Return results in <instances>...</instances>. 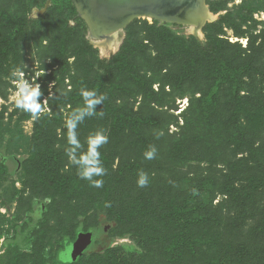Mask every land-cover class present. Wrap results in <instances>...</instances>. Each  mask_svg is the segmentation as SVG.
I'll list each match as a JSON object with an SVG mask.
<instances>
[{
	"label": "trees",
	"instance_id": "16d2710c",
	"mask_svg": "<svg viewBox=\"0 0 264 264\" xmlns=\"http://www.w3.org/2000/svg\"><path fill=\"white\" fill-rule=\"evenodd\" d=\"M46 2L35 0L32 7L45 8ZM52 4L42 20L49 24L52 10L67 12L68 39L80 30L91 48L85 38L88 27L72 0H65V11L61 2L52 0ZM227 5V1L210 4L214 14H226L205 26V42L193 35H177L175 25L136 20L113 58L98 59L96 68L104 73L96 72L92 92L104 95L99 118L112 122L114 138L107 137L105 146L95 151L103 169L110 162L117 163L116 169L98 188L94 200L98 211L91 223L76 225L40 264L48 260L84 264L86 254L72 262L65 255L66 246L80 233L97 229L100 212L112 223L111 234L132 236L145 252L134 264H264V28L258 30L260 23L254 18L264 13V0H245L233 11ZM70 19L76 20L75 26L68 25ZM28 21L23 20L12 34L14 40L26 33ZM136 25L141 27L134 32ZM225 29L232 30L235 38H247L248 45L222 38ZM83 79L77 81L78 89ZM155 85L161 91L168 86L183 93L191 88L194 97L200 95L191 100V115L183 125L175 118L177 133L169 132L173 121L156 109L164 102ZM140 95L138 110L126 106L127 100ZM24 117L33 116L27 112ZM153 148L155 155L148 158ZM76 163L78 189L90 182L78 175L89 167L87 156ZM59 164L60 155L52 154L45 173H55L52 181L61 182L67 191L71 181L60 176ZM0 168L7 176V167L0 164ZM142 178L147 181L143 187L138 184ZM36 227L19 228V242L10 244L0 264H12L35 243L47 256ZM119 252L115 248L97 255L94 264H127Z\"/></svg>",
	"mask_w": 264,
	"mask_h": 264
},
{
	"label": "rangeland",
	"instance_id": "374dc122",
	"mask_svg": "<svg viewBox=\"0 0 264 264\" xmlns=\"http://www.w3.org/2000/svg\"><path fill=\"white\" fill-rule=\"evenodd\" d=\"M221 1H227V10L233 11L245 0H208L207 5L211 10L210 4ZM34 2L35 0H0V164L7 167V176H3L0 170V256L7 251L10 244L19 242V235L16 234L19 228L37 226V236L43 240L41 244L47 247L48 257L45 253H40V248L35 243L32 244L33 247L24 248L19 254V259L12 264H40L42 259L51 257L49 252L55 253L59 245L64 243L65 235L72 232L76 225H82L86 220L91 223L95 211H98L94 207V200L100 193V187H94L91 182H84L76 189V161L87 156L88 164L92 158L89 156L90 138L98 134L114 138L112 122L105 118L100 121L99 118L105 106L101 92L96 97H103L102 102L95 105L98 108L93 110V115L84 111L81 118L75 121L74 129L68 124L75 119L76 112L79 114L81 110L86 109L81 92L95 90L96 72L104 73V70L98 71L96 68V65L99 66L98 59L110 60L113 58L110 55L113 49L105 54L96 48L89 31L85 38L92 49L83 42L80 30H75L73 38L68 39L67 12L57 13L52 10L48 17L51 22L48 24L42 17L48 14L53 5L52 0H47L45 7L50 6L46 11L45 8L32 7ZM57 2H61V8L65 11V0ZM224 14L226 11L214 14L216 21ZM26 18L28 22L39 19L28 23L26 33L14 40L12 34H15ZM254 18L260 23L258 30H262L264 13H256ZM148 21L154 24V21ZM68 25L75 26L76 20L70 19ZM139 27L141 26H134V32ZM173 30L179 36L195 35L191 34L188 27L175 25ZM225 30L227 35L222 38L233 43L239 42L244 47L248 45L247 38H235L232 30ZM129 33L128 28L120 33V47L122 40ZM199 38L200 42L206 41L204 30L203 37ZM82 77L84 79L78 89L77 81ZM24 81L30 87L39 86L38 102L41 103V111L36 118L26 119L24 116L28 111L17 107L19 85ZM154 89L160 91L159 100L163 98L164 102V107L156 106V109L173 121L168 127L169 132L177 133L175 118L183 125V121L191 115V100L200 95L194 97L191 88H188L186 93L173 91L168 86L164 91H161L159 85H155ZM106 97L105 99L111 102V99ZM142 100L143 95H140L137 100H127L126 106L136 111ZM117 102L121 104L118 100ZM76 103L82 105H77L76 108ZM128 130L132 131V128L128 127ZM100 145L96 149H100ZM52 154L60 155L57 168L60 176L71 181V187L67 191L62 190L61 182L52 181V177H56L55 173H45V164ZM116 164L110 162L103 175L94 174L92 180L102 181L104 185L115 171ZM88 166L92 167V164ZM67 184L69 186V182H66ZM104 217V213L100 212V226L87 232L92 234V241L84 253L87 256L84 264H94L95 256L115 248H119L117 255L127 264H134L137 257L143 259L145 252L137 240L130 235L120 237L111 234L113 225ZM153 259L149 257L150 262ZM47 264H51L49 260Z\"/></svg>",
	"mask_w": 264,
	"mask_h": 264
},
{
	"label": "water",
	"instance_id": "95a60500",
	"mask_svg": "<svg viewBox=\"0 0 264 264\" xmlns=\"http://www.w3.org/2000/svg\"><path fill=\"white\" fill-rule=\"evenodd\" d=\"M205 1L207 4L208 0ZM72 2L78 16L86 23L89 35L96 34L97 38H103V35L97 31L102 24L108 23V26L113 24L114 28L109 29L108 32L119 29L122 34L134 21L149 15L154 21L163 24L189 27V24L184 25L179 22V15L185 7H189L190 0H72ZM49 6L45 7V11ZM207 24H204V28ZM204 28H202V33ZM193 36L200 39L196 35ZM91 241V233H80L75 242L67 243L65 255L70 261L75 262L85 253Z\"/></svg>",
	"mask_w": 264,
	"mask_h": 264
},
{
	"label": "clouds",
	"instance_id": "9594fccd",
	"mask_svg": "<svg viewBox=\"0 0 264 264\" xmlns=\"http://www.w3.org/2000/svg\"><path fill=\"white\" fill-rule=\"evenodd\" d=\"M21 76L23 73L20 74ZM82 97L86 102V109L81 110L79 114L75 116L73 121H69V127L74 129L75 121L79 120L81 116L84 114V111L87 112L88 115H93L94 108L96 104H100L102 102L103 97H96V94L91 91L82 90ZM40 96L39 86L30 87L26 81L22 82L19 85L18 92V100L17 107L22 108L25 111H28L32 114L34 118H36L41 111V103L38 102V97ZM107 137L103 135H97L95 137L90 138L89 144L91 146L92 159L88 161V164H94L92 167H88L87 169L80 171L78 175L81 179L89 180L94 187H101L102 181H93L92 176L95 175H103L104 169L100 166L98 161L99 153L95 151V149L101 144L106 143ZM155 155V148L152 149L151 152L147 154L148 158H152ZM146 178H142L139 180V186L143 187L146 184Z\"/></svg>",
	"mask_w": 264,
	"mask_h": 264
},
{
	"label": "bare ground",
	"instance_id": "6f19581e",
	"mask_svg": "<svg viewBox=\"0 0 264 264\" xmlns=\"http://www.w3.org/2000/svg\"><path fill=\"white\" fill-rule=\"evenodd\" d=\"M205 2V0H190L189 7H185L184 11L179 15V22L184 25L189 24L188 29L191 34H195L199 37H203L202 28H204V24L214 21L217 18L216 15H214L208 9V5ZM204 3L206 5H204ZM141 20L154 21L151 15H149L148 17H143ZM113 28V24L109 26L108 23L102 24L97 28V31L99 34L103 35V38H97L96 34H93L94 36H91V38L93 39V44L96 46V48L101 49L103 53L108 54L109 51L113 49L110 52V55L112 56L115 55L114 52L116 50H120L119 47L121 45V31H119V29H116L113 32H108L109 29Z\"/></svg>",
	"mask_w": 264,
	"mask_h": 264
}]
</instances>
